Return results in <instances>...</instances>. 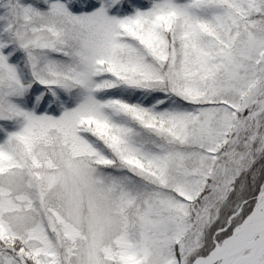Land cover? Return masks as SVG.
<instances>
[{
	"label": "snow or ice",
	"instance_id": "snow-or-ice-1",
	"mask_svg": "<svg viewBox=\"0 0 264 264\" xmlns=\"http://www.w3.org/2000/svg\"><path fill=\"white\" fill-rule=\"evenodd\" d=\"M0 264H264V0H0Z\"/></svg>",
	"mask_w": 264,
	"mask_h": 264
}]
</instances>
